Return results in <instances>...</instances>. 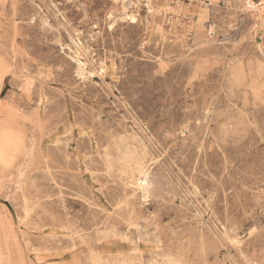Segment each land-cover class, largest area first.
Here are the masks:
<instances>
[{"label": "rangeland", "instance_id": "rangeland-1", "mask_svg": "<svg viewBox=\"0 0 264 264\" xmlns=\"http://www.w3.org/2000/svg\"><path fill=\"white\" fill-rule=\"evenodd\" d=\"M121 1L0 0L1 263L264 264V0Z\"/></svg>", "mask_w": 264, "mask_h": 264}, {"label": "bare ground", "instance_id": "bare-ground-1", "mask_svg": "<svg viewBox=\"0 0 264 264\" xmlns=\"http://www.w3.org/2000/svg\"><path fill=\"white\" fill-rule=\"evenodd\" d=\"M122 2V5H124V0L123 1H121ZM245 2H247L248 4H249V0H246ZM121 5V6H122ZM125 11V10H124ZM203 15V12H199L198 14H197V16H196V20L197 21H199L200 19H202V16ZM203 39V38H202ZM199 43H200V41H199ZM202 43V42H201ZM229 65V64H228ZM229 67V66H228ZM230 75H231V78H233V79H236V80H244L243 79V77H244V73H243V71H241V70H239V67H234V66H232L231 67V70H230ZM253 88H255V85H253L252 86ZM203 103V102H202ZM109 113V112H108ZM9 139L7 138V137H4V138H2V144L0 145V157H2L3 155H4V152H5V144H9ZM148 168V167H147ZM146 168V169H147ZM146 173H143L142 175H141V177H139V180H138V186L140 187V188H142V189H146V185H147V181H146ZM153 179V178H152ZM124 181V180H123ZM122 181V182H123ZM152 181V180H151ZM155 181V180H154ZM127 182V181H126ZM151 185V184H150ZM125 188V187H124ZM157 188V187H156ZM133 191V190H132ZM154 191V190H153ZM131 193V192H130ZM144 193V192H143ZM136 194V193H135ZM134 194V195H135ZM154 194V193H153ZM129 195V194H128ZM125 196H127V195H125ZM136 196V195H135ZM137 198H139V197H137ZM128 199V198H127ZM129 200V199H128ZM136 200V199H135ZM126 205H128L127 204V202H126ZM130 206V205H129ZM137 206V205H136ZM126 208H127V206H126ZM100 209V208H99ZM94 212V211H93ZM101 213V212H100ZM91 214V213H90ZM105 215V214H104ZM120 215H122V214H120ZM131 215V214H130ZM102 216V215H101ZM108 216V215H107ZM105 217V216H104ZM109 217V216H108ZM116 217H117V215H116ZM132 217V216H131ZM86 218V217H85ZM91 218V217H90ZM136 218V217H135ZM117 219V218H116ZM97 220H100V219H97ZM96 220V221H97ZM102 220V219H101ZM136 220V219H135ZM85 221V220H84ZM114 221H116V220H114ZM98 222V221H97ZM111 222H112V220H111ZM129 222H132V220H130ZM102 223V222H101ZM108 223V222H107ZM125 223V222H124ZM99 224V223H98ZM97 224V225H98ZM114 224V223H113ZM118 225H119V223H117ZM105 225V224H104ZM116 225V224H115ZM117 225V226H118ZM126 225V224H125ZM122 226V225H121ZM93 228H94V226H92ZM98 227V226H97ZM119 227V226H118ZM90 228V227H89ZM123 228H124V226H123ZM1 229V228H0ZM104 229V228H103ZM118 229V228H117ZM102 230V229H101ZM94 231V230H93ZM1 235H3V233L1 232L0 233ZM84 236V235H83ZM88 237V236H87ZM86 237V238H87ZM1 238V237H0ZM6 238V237H5ZM88 239V238H87ZM4 240V239H3ZM83 240V239H82ZM189 241V240H188ZM7 242V241H6ZM1 243H2V241H1ZM9 244V243H8ZM98 244V243H97ZM146 244V243H145ZM190 245V244H189ZM101 246V245H100ZM1 247H2V244H1ZM150 247V246H149ZM195 247V246H194ZM8 248V247H7ZM99 248V247H98ZM136 248V247H135ZM140 248H141V246H140ZM143 248V247H142ZM204 248V247H203ZM1 249V248H0ZM12 249V248H11ZM137 249V248H136ZM152 250V249H151ZM240 250V249H239ZM102 251V250H101ZM117 252V251H116ZM138 252V251H137ZM98 254V253H97ZM99 254H101V253H99ZM98 254V255H99ZM139 256V255H138ZM141 256V255H140ZM3 253L0 251V264H2L1 263V261L3 260ZM150 264V263H149Z\"/></svg>", "mask_w": 264, "mask_h": 264}, {"label": "built area", "instance_id": "built-area-1", "mask_svg": "<svg viewBox=\"0 0 264 264\" xmlns=\"http://www.w3.org/2000/svg\"><path fill=\"white\" fill-rule=\"evenodd\" d=\"M203 1H205L207 3H210L211 2V0H203ZM219 1H221L222 3H227L228 2V0H219Z\"/></svg>", "mask_w": 264, "mask_h": 264}]
</instances>
